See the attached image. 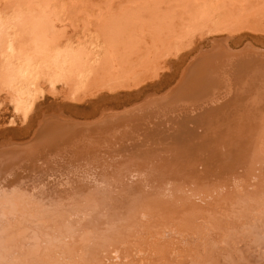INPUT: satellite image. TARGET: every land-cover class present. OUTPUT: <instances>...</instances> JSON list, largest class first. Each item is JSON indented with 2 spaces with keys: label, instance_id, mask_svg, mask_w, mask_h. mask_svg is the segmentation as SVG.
<instances>
[{
  "label": "bare ground",
  "instance_id": "bare-ground-1",
  "mask_svg": "<svg viewBox=\"0 0 264 264\" xmlns=\"http://www.w3.org/2000/svg\"><path fill=\"white\" fill-rule=\"evenodd\" d=\"M255 30L242 50L249 32L210 43L219 47L185 69L180 59L164 73L183 69L177 87L105 106L98 124L62 114L41 120L33 141H2L0 264H264V26ZM109 45L93 36L79 85ZM18 83L28 110L35 81Z\"/></svg>",
  "mask_w": 264,
  "mask_h": 264
},
{
  "label": "rangeland",
  "instance_id": "rangeland-1",
  "mask_svg": "<svg viewBox=\"0 0 264 264\" xmlns=\"http://www.w3.org/2000/svg\"><path fill=\"white\" fill-rule=\"evenodd\" d=\"M262 19L264 0H0V144L31 141L43 120L62 114L72 115L74 123L98 124L96 112L105 106L122 110L148 93L166 92L179 83L192 56L214 51L219 38L249 32L239 42L243 47H234L238 51L256 41L250 35L258 34ZM11 21L17 23V48L9 55ZM98 32L109 37V49L81 86L79 72ZM180 59L181 73L164 77L183 65ZM22 76L35 81L37 92L28 110L19 89Z\"/></svg>",
  "mask_w": 264,
  "mask_h": 264
}]
</instances>
